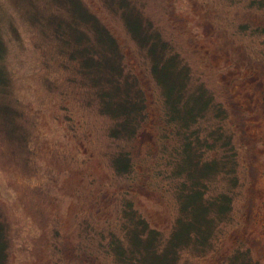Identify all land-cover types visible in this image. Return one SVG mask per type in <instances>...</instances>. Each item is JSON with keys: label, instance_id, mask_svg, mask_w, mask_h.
Returning <instances> with one entry per match:
<instances>
[{"label": "trees", "instance_id": "obj_1", "mask_svg": "<svg viewBox=\"0 0 264 264\" xmlns=\"http://www.w3.org/2000/svg\"><path fill=\"white\" fill-rule=\"evenodd\" d=\"M14 1L17 7L24 2ZM57 1L72 16L65 19L67 24L58 21L57 33L61 29L74 43L69 60L90 85L93 82L100 112L113 122L108 136L117 147L108 152L109 164L102 170L81 117L75 124L66 114L68 108L58 107L65 120L61 134L67 136L65 142L71 140L69 151L78 161L70 185L89 189L84 197L92 194V220L71 225L78 204L59 214L56 241L45 264H189L196 257L209 263L213 250L224 253L219 264H264L263 258L241 251L243 247L233 245L226 251L224 245L226 235L238 236L241 243L248 239L256 192L259 146L248 128L252 119L264 115V0L223 1L231 14H240L233 22L226 20L234 30L233 40L222 38L217 10L204 8L209 25L205 38L229 54L222 67L208 65L214 52L196 39L195 49L204 54L208 70L213 69L214 79L208 82L161 31L151 24L146 28L141 13L126 0H118L119 13L131 39L147 46V78L137 73L141 69L134 61L128 62L96 8L83 0ZM86 27L95 39L83 34ZM247 47H255L253 55ZM6 76L0 65V84ZM243 85L245 103L236 96ZM156 97L160 109L153 111ZM11 109L2 106L5 112ZM154 179L158 189L153 188ZM142 197L153 212L141 208ZM227 223L239 227L228 233ZM6 237L0 219V264L7 255Z\"/></svg>", "mask_w": 264, "mask_h": 264}, {"label": "rangeland", "instance_id": "obj_2", "mask_svg": "<svg viewBox=\"0 0 264 264\" xmlns=\"http://www.w3.org/2000/svg\"><path fill=\"white\" fill-rule=\"evenodd\" d=\"M83 1L96 8L98 15L109 22L129 58L128 62L134 61L142 71L137 73L147 78V46L134 42L129 36L119 13L118 0ZM223 1L126 0L128 5L141 13L146 28L149 29L148 24H151L152 29L161 31L163 37L170 39L176 50L194 64L195 71L203 74L207 82L214 79L213 69L208 70L204 54L195 49L194 42L197 39L206 49L214 52L210 60L207 58L208 65L217 68L227 63L228 51L226 54L223 49L217 50V45L205 38L209 29L205 20L206 7L217 10L221 18L219 27L222 38L230 36L231 39L234 33L231 23L228 24L226 20L233 22L240 14H231ZM32 2L24 0L21 2L23 5L18 3L19 8L14 0H3L2 5L0 2V65L7 72L5 82L0 84V219L8 243L3 264H45L56 241L54 233L59 214L64 216L71 205L78 204L72 226L75 221L82 224L83 221L92 220L89 208L92 194L91 197H84L89 189L80 191L78 187L70 185L71 172L73 168L77 169L78 161L69 151L71 140L65 142L67 136L61 134L62 128L65 129V120L60 118L58 107L68 108L66 114L74 118V123H78L81 117L83 130L90 136L92 150L96 153L95 161L99 162L102 170L109 164L108 152H115L117 147L116 142L108 136L113 122L100 112L93 82L90 85L87 78L78 73V66L69 60L70 46L74 43L66 40L69 35L61 32V29L60 34L57 33L58 21L67 24L69 21L66 20H72L68 7L57 0ZM93 32L92 29L89 31V27L83 29V34H88L91 39H95ZM252 49L255 50V47H247L248 53L253 55ZM233 54H236V50H233ZM245 90L246 86L243 85L236 93L244 103L248 98ZM2 106L3 109L5 106L12 109L5 112ZM157 109H160V101L156 97L153 111ZM261 115L252 119L248 128L259 146L256 192L250 205L251 219L246 233L248 239L241 243L238 236L226 235L224 245L226 251L234 246L243 247L240 250L248 256L264 260V115ZM13 124L16 126L14 130ZM153 188H159L156 180ZM151 198L156 199V196ZM238 198L237 203L239 200L241 202V197ZM147 201L142 197L139 203L146 213H151L154 207ZM227 226V232L239 227L237 223L231 226L227 223ZM214 253L215 250L209 263L199 261L194 255L196 258L189 264H219L224 253Z\"/></svg>", "mask_w": 264, "mask_h": 264}]
</instances>
